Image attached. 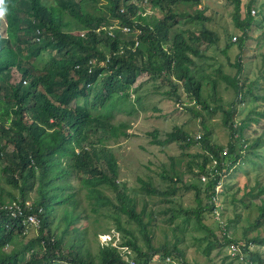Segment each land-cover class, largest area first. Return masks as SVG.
<instances>
[{
	"label": "trees",
	"instance_id": "trees-1",
	"mask_svg": "<svg viewBox=\"0 0 264 264\" xmlns=\"http://www.w3.org/2000/svg\"><path fill=\"white\" fill-rule=\"evenodd\" d=\"M53 1L54 4L43 0H0V23L6 24L7 37L11 39L6 43L0 41V177L8 184L0 188V264H127L116 248L103 245L99 246L96 261L86 242L88 229L84 228L83 232L80 229L85 215L81 210L82 198L93 213H104L113 219L124 244L136 254L135 264H151L157 254L163 256V260L180 259L183 253L178 243L173 248L164 246L159 250L152 246L149 224L137 211V200L129 195L127 185L120 182L118 159L105 139L107 134L111 139L120 135L113 121L115 111L126 104L135 110L136 100L140 103V97L132 99L129 90L148 69L153 74L162 72L165 77L173 76L176 84L182 85L183 94L194 101L188 108L196 115H202L195 105L197 102L207 114H215L216 109L201 96L204 85L211 84L214 89L217 81L195 69V59L205 58L195 45H215L219 35L203 27L199 32L184 31L171 38L175 26L185 19L171 5L194 6L196 13H186V17L205 24L209 21L206 10L198 8V0H105L111 20L82 12L83 2L96 3V0ZM231 1L236 8L235 24L243 31L241 36H236L241 47L253 18L249 10L248 17L240 20L241 0ZM148 2L152 10L157 8L162 14L160 17H155L154 11L147 12ZM113 21L119 28H114ZM125 25L130 26L133 33H124L121 26ZM81 32H85L84 37L80 36ZM230 40L228 45H231ZM44 56L47 58L41 66L38 62ZM92 60L95 65L91 70ZM236 67V75L227 76L218 71V76L234 88L236 94L243 96L246 85L240 82L239 75L243 71L240 60ZM174 92L184 106L182 95H178L176 88ZM249 94L255 100L264 101V94ZM237 102L238 99L224 112L222 119L230 130L227 148L212 141L211 131L206 126L207 130L198 138L178 128L164 141H158V144L179 142L185 148L200 145L202 152L194 156L201 159L199 185L188 188L196 191L200 204L201 194L206 201L204 208L192 211L197 218L203 212L213 213V216L223 212L217 201L227 189L230 168H237L242 160L255 161L263 155L264 136L250 142H244L243 138L249 124L258 121L248 118L238 124L231 122ZM258 115L264 118V112ZM204 173L205 182L201 176ZM162 177L172 185L165 194L176 195L181 180L170 173ZM74 182L79 184L78 188ZM140 182L145 194L158 195L151 182ZM220 183L224 189L218 195L216 187ZM262 191L264 193L263 188ZM32 192L34 199L29 200ZM12 202L21 203L24 214L37 215L40 227L36 237L10 254L3 252L5 247L26 236L22 218L12 217L3 208ZM259 211L255 227L264 220V202ZM122 216L127 218V225L122 222ZM190 218L191 213L187 212L185 219ZM55 221L59 225L53 229ZM61 223L65 229L58 235ZM198 223L207 231L206 239L214 236L201 225V220ZM229 223L225 219L221 225L225 231ZM129 225L139 229L148 247L146 251L138 245L137 236ZM226 234L222 238L226 243L222 246L235 242ZM249 243L264 245V238L255 237ZM213 247L214 242L209 241L208 248ZM250 258L255 264H263L257 254L251 253Z\"/></svg>",
	"mask_w": 264,
	"mask_h": 264
},
{
	"label": "rangeland",
	"instance_id": "rangeland-1",
	"mask_svg": "<svg viewBox=\"0 0 264 264\" xmlns=\"http://www.w3.org/2000/svg\"><path fill=\"white\" fill-rule=\"evenodd\" d=\"M43 1L47 4H54L53 0ZM198 1L200 3L198 8L206 10L205 15L209 21L205 24L187 18L186 13L191 15L196 13L194 6L186 3L171 5V8L175 7L180 13V17H185L175 26L171 38L173 39L176 33L184 31L199 32L203 27L219 35V41L215 45H202L201 43L195 45V48L205 57L195 59L197 65L195 69L213 76L217 81L214 89L211 84L204 85L201 96L210 107L216 109L215 114H207L203 111V105L197 102L195 105L202 111V115H196L188 108L194 105V101L183 94L182 85L176 84L173 76L165 77L162 72L153 74V71L148 69L138 77L136 84L129 90L132 91V99L136 100L140 97V103L136 100L135 110L131 109L130 104H126L115 111L113 121L119 127L120 135L111 139L107 134L105 142L118 159L120 182L127 185L129 195L137 200V211L142 214L144 222L149 224L152 246L159 250L164 246L173 248L178 243L183 253L182 258L170 257V261L167 258L163 260V256L159 255L152 260L151 264H182V261L186 264H255L250 258L251 253L260 256L264 264V245L249 243L255 237L264 238V220L255 227L260 214L259 208L264 202L262 191V188L264 189V150L261 151L262 157L257 160L245 159L237 165V168L235 166L230 168L232 170L226 179L227 189L218 202L220 210L224 209V215L222 211L215 216L213 213L203 212L200 218H197L192 211L200 207L204 208L206 201L201 194L202 203L200 204L196 191H190L188 188L190 185H199L198 174L201 159L194 156L202 152L200 145L185 148L179 142L158 144V141H164L167 135L175 129H183L189 133L190 137H196L203 135L208 127L212 141L227 148L230 130L223 125L222 119L224 112L236 99H238L237 110L231 122L238 124L248 118L258 121L251 122L244 131V142L264 136V118L258 115L264 112V101L255 100L249 94V92L257 96L264 94V0H241L240 20L248 17L249 10L253 18L251 26L246 30L245 40L241 47L236 41V36H241L243 31L234 21L235 4L231 0ZM95 2H83L82 12L111 20L106 9L107 2L105 0ZM146 7L147 11H154L155 17L162 15L158 13L157 8L152 10L150 2ZM1 23L0 41L6 43L11 39L7 37L6 24ZM113 25L114 28H119L116 21H113ZM229 40L231 45H228ZM44 57H41V61L38 62L41 66L45 64L47 57ZM238 60L241 61L243 67L239 75L240 82L246 85V93L243 94L244 100L242 101V95L236 94L235 89L218 76V71L227 76L236 75ZM16 74L19 77L18 73ZM174 88L178 90V95H182L183 101L187 104L182 106L178 102ZM97 107L102 106L97 105ZM262 147L264 148V144ZM238 151H241L240 148ZM167 173L176 174L181 180L178 183L180 191L174 196L165 194L172 186L162 177ZM203 175L205 173L201 174ZM140 180L151 182L157 189L158 195L145 194L142 191ZM222 183L219 184V190H222ZM74 185L76 188L79 186L77 182H74ZM2 187H8V184L3 177H0V188ZM251 191L253 194H250ZM13 192L19 198V193L16 190ZM256 193H260L259 196H255ZM108 195L113 196L112 193ZM33 199L34 193L32 192L29 200ZM81 205V210L85 211V215L80 229L83 232V229L87 227L86 242L98 261L100 245L112 243L118 247V244H123L124 241L119 233H114L117 229L113 219L104 213H93L84 198L81 199ZM187 212L191 213L189 220L185 219ZM225 219L227 223L228 220L230 221L227 231L224 230L225 227L224 229L222 227ZM121 220L124 224H128L125 216H122ZM199 220H201V225H205L214 233V236H210L209 239L205 238L208 233L202 226V229L200 228ZM58 225L55 221L53 229ZM128 228L137 236L141 249L146 251L148 247L139 229L135 225H129ZM38 229L36 224H29L26 228V236L19 237L13 244L6 246L3 252L11 254L19 251L22 246L37 236ZM64 229L65 225L61 223L57 229L58 235H61ZM113 234L116 236L114 240L112 239ZM225 234L235 242L222 246V243H226L222 239ZM209 241L214 242L212 249L208 248ZM118 249L123 252L125 259L127 248L119 247ZM118 253L121 254L119 251ZM58 264H65V262Z\"/></svg>",
	"mask_w": 264,
	"mask_h": 264
},
{
	"label": "clouds",
	"instance_id": "clouds-1",
	"mask_svg": "<svg viewBox=\"0 0 264 264\" xmlns=\"http://www.w3.org/2000/svg\"><path fill=\"white\" fill-rule=\"evenodd\" d=\"M135 2H137L136 0H134ZM148 0H145V2H147ZM122 11H124V9L122 10ZM147 12H150V11H147ZM1 19L2 20H4L5 19V17L3 18V15H1ZM125 28H128L129 29V31H125ZM121 29H122V31L124 32V33H127V34H131V33H133V31H132V29H131V27L130 26H127V25H125V26H121ZM138 32V30H135V33H137ZM84 34H85V32H81L80 33V36H82V37H84ZM40 39V37H38L37 38V40H39ZM135 39H137V37L135 36ZM137 44H138V42H137ZM94 65H95V60H92V61H90V69L92 70L93 69V67H94ZM199 136H197V138H198ZM203 176H205V175H203ZM202 176V177H203ZM207 180V179H206ZM203 182H205V181H203ZM221 184V183H220ZM219 185V184H218ZM217 188V187H216ZM223 189H224V187L222 186V191H223ZM221 193V192H220ZM220 193H218V195L220 194ZM220 200H219V197H218V202H219ZM12 203H17V202H12ZM12 203H10V204H12ZM9 203H7L6 205H4V210H7V209H5V207L7 206V205H10ZM18 204H20L22 207H23V205L21 204V203H18ZM28 204H29V206H30V202H28ZM8 211V210H7ZM30 211V210H29ZM9 212V211H8ZM10 213V212H9ZM31 214V213H30ZM30 214H24V211H23V214L21 215V216H18V217H21L22 218V224L23 225H25V228H27V226L29 225V224H27V223H24V220L26 219V217H28ZM10 215H11V213H10ZM33 215H35V214H33ZM12 216V215H11ZM36 217H37V219H38V224H36V226H38V228L40 227V220H39V218H38V216L37 215H35ZM13 217V216H12ZM18 217H14V218H18ZM31 225V224H30ZM34 225V224H33ZM26 232V231H25ZM114 233H119L120 234V236H121V238L123 239V237H122V234H121V232H119V231H116V230H114ZM26 234H27V232H26ZM116 238V236H115V234H113L112 235V239L114 240ZM123 241H124V239H123ZM110 242V241H109ZM111 242H112V240H111ZM123 244H124V242H123ZM122 243H119L118 244V247L117 246H115V245H112V243H109V244H103V246H111V247H113V248H116L121 254H120V257H121V259L123 260V261H125L127 264H135V261H134V257H135V255L136 254H134V252H133V249L132 248H130L129 246H127V245H123ZM119 247H126L127 248V251H126V257H125V259H124V254H123V252L122 251H120L118 248ZM159 255L157 254V255H155L154 257H153V259L154 258H157ZM169 258L170 257H168L167 258V260H169ZM170 261V260H169Z\"/></svg>",
	"mask_w": 264,
	"mask_h": 264
},
{
	"label": "built area",
	"instance_id": "built-area-1",
	"mask_svg": "<svg viewBox=\"0 0 264 264\" xmlns=\"http://www.w3.org/2000/svg\"><path fill=\"white\" fill-rule=\"evenodd\" d=\"M125 31H129V29L128 28H125ZM206 179H207V177L206 176H203L202 177V180L203 181H206ZM219 188V185L217 186V188H216V191H217V193H220V192H222V190H219L218 189ZM222 188V187H221ZM219 203H218V201H217V205H218ZM27 207H29V204L27 203ZM5 209H7L10 213H11V215L13 216V217H18V216H21L22 214H23V211H24V209H23V207L20 205V204H18V203H12V204H10V205H7L6 207H5ZM219 214V212H217V215ZM38 219H37V217L35 216V215H33V214H30L28 217H26V219L24 220V223H27V224H38Z\"/></svg>",
	"mask_w": 264,
	"mask_h": 264
}]
</instances>
